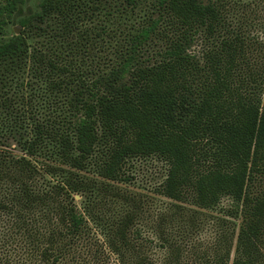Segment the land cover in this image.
Returning <instances> with one entry per match:
<instances>
[{
    "label": "trees",
    "instance_id": "16d2710c",
    "mask_svg": "<svg viewBox=\"0 0 264 264\" xmlns=\"http://www.w3.org/2000/svg\"><path fill=\"white\" fill-rule=\"evenodd\" d=\"M29 1H0V264H146L137 213L101 240L76 195L98 189L84 175L92 160L117 195L126 162L151 155L168 164L163 195L248 205L232 264H262L264 193L249 188L264 174V60L223 1L151 0L140 27L107 31L89 21L143 0H38L22 13ZM201 34L212 41L203 62L191 51ZM105 35L120 37L106 61L94 53Z\"/></svg>",
    "mask_w": 264,
    "mask_h": 264
},
{
    "label": "rangeland",
    "instance_id": "374dc122",
    "mask_svg": "<svg viewBox=\"0 0 264 264\" xmlns=\"http://www.w3.org/2000/svg\"><path fill=\"white\" fill-rule=\"evenodd\" d=\"M150 1L143 0V6L138 7L134 13H123L121 9L115 12L104 9L94 23L89 21V26L98 22V27H104L106 31L116 27H140L147 19ZM221 1L225 4L230 26L244 34L252 44L254 57L264 60V0ZM37 6L38 0H30L23 7L22 13L35 10ZM118 37L112 39L105 35L98 51L94 53L100 54L106 61ZM211 45L212 41L201 34L193 43L191 51L203 62ZM145 56L148 58L150 55L146 53ZM21 80L26 81L25 84L28 80L29 84H33V72L28 70ZM26 89L29 90L30 87ZM12 148L17 154H22L15 143ZM167 170V162L157 155L131 158L126 162L122 179L112 182L120 187V194L115 195L103 188L97 164L92 160L84 175L93 179L98 189L90 197L76 195L83 211L88 209L86 204L90 202L89 208H93L96 214L95 219L94 216L92 218L89 214L86 215L92 231L98 238L105 240L103 232L107 227L127 212L133 211L137 213L133 241L146 264H232L242 256L239 233L248 214V205L242 202L239 204L228 196L222 197L214 208L201 207L192 197L184 201L171 199L159 191ZM249 189L251 196L263 194L264 174H259ZM258 245L263 254L260 262L264 264V226L259 234ZM5 251L0 243V258ZM110 259L112 264H122L116 254H111Z\"/></svg>",
    "mask_w": 264,
    "mask_h": 264
}]
</instances>
